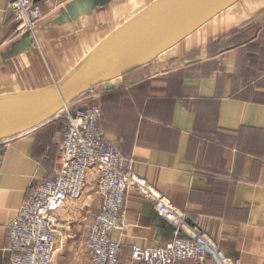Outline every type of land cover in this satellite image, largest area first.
Instances as JSON below:
<instances>
[{
	"label": "crops",
	"instance_id": "crops-1",
	"mask_svg": "<svg viewBox=\"0 0 264 264\" xmlns=\"http://www.w3.org/2000/svg\"><path fill=\"white\" fill-rule=\"evenodd\" d=\"M155 0H41L33 34L0 11V95L47 88ZM7 1L4 2V7ZM75 54L71 57L70 55ZM101 107V126L132 169L242 264H264V0H242L149 64L95 88L77 107ZM64 123L0 144V264H12L8 227L36 185L55 175ZM97 176L55 214L52 264H91L89 228L101 207ZM119 264L134 247L174 239L135 192ZM182 264H195L187 262Z\"/></svg>",
	"mask_w": 264,
	"mask_h": 264
},
{
	"label": "built area",
	"instance_id": "built-area-1",
	"mask_svg": "<svg viewBox=\"0 0 264 264\" xmlns=\"http://www.w3.org/2000/svg\"><path fill=\"white\" fill-rule=\"evenodd\" d=\"M40 1L0 0V11L6 15L4 27L11 15L16 33L33 34L42 19ZM94 94L95 88L84 96ZM56 118L65 129L55 175L32 188L8 227L7 248L12 264L53 263L58 251L55 214L82 198L92 172L97 176L101 207L86 242L91 264H119L121 244L114 234L123 236L129 228L126 199L130 192L149 201L156 214L174 228V239L167 244L134 247L131 258L135 264H242L240 259L227 256L213 239L132 169L119 146L106 137L98 104L68 106Z\"/></svg>",
	"mask_w": 264,
	"mask_h": 264
},
{
	"label": "water",
	"instance_id": "water-1",
	"mask_svg": "<svg viewBox=\"0 0 264 264\" xmlns=\"http://www.w3.org/2000/svg\"><path fill=\"white\" fill-rule=\"evenodd\" d=\"M241 1H153L60 82L36 91L0 95V144L48 124L94 88L149 64Z\"/></svg>",
	"mask_w": 264,
	"mask_h": 264
},
{
	"label": "rangeland",
	"instance_id": "rangeland-1",
	"mask_svg": "<svg viewBox=\"0 0 264 264\" xmlns=\"http://www.w3.org/2000/svg\"><path fill=\"white\" fill-rule=\"evenodd\" d=\"M70 56H71V57H73V56H75V54L73 53V54H72V55H70ZM84 97H85V96H84ZM71 106H74V105H70V107H71Z\"/></svg>",
	"mask_w": 264,
	"mask_h": 264
}]
</instances>
